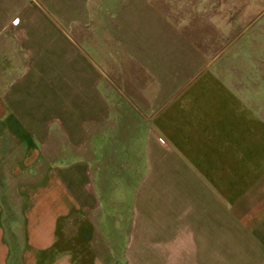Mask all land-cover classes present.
I'll use <instances>...</instances> for the list:
<instances>
[{"label": "crops", "instance_id": "obj_1", "mask_svg": "<svg viewBox=\"0 0 264 264\" xmlns=\"http://www.w3.org/2000/svg\"><path fill=\"white\" fill-rule=\"evenodd\" d=\"M0 264H264V0H0Z\"/></svg>", "mask_w": 264, "mask_h": 264}, {"label": "rangeland", "instance_id": "obj_2", "mask_svg": "<svg viewBox=\"0 0 264 264\" xmlns=\"http://www.w3.org/2000/svg\"><path fill=\"white\" fill-rule=\"evenodd\" d=\"M83 56H85V53H83ZM63 59H64L65 61H68V60H69V55H68V57H63ZM80 64H81V60H80ZM131 188H132V187H129L128 190H130ZM110 189H111V194H115V192H117V194H119L121 188H120V187L117 188V187H115V186H112ZM120 194H124V197L126 198V201L123 203V205L126 206V207H127V206L130 207V202L128 201V200H129V197H130V191H127V190H126L125 193L121 192ZM119 203H120V202H118V201H113L112 203H110V205H111V206H114V205L117 204V206H118ZM124 209H125V208H124ZM111 212H113V211L111 210ZM73 237H75V236H73ZM64 240H66V241H71V240H76V238H72V237H71V234H68V235H66V238H65ZM79 240H81V239H79ZM87 240H88L87 238L84 239V241H87Z\"/></svg>", "mask_w": 264, "mask_h": 264}]
</instances>
